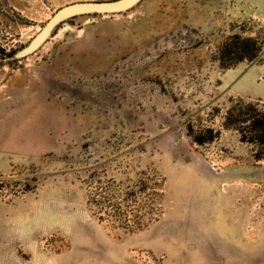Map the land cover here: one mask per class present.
<instances>
[{
    "label": "rangeland",
    "instance_id": "374dc122",
    "mask_svg": "<svg viewBox=\"0 0 264 264\" xmlns=\"http://www.w3.org/2000/svg\"><path fill=\"white\" fill-rule=\"evenodd\" d=\"M71 4L0 0L24 264H264V0H142L18 59Z\"/></svg>",
    "mask_w": 264,
    "mask_h": 264
},
{
    "label": "crops",
    "instance_id": "0c3cea01",
    "mask_svg": "<svg viewBox=\"0 0 264 264\" xmlns=\"http://www.w3.org/2000/svg\"><path fill=\"white\" fill-rule=\"evenodd\" d=\"M51 2H88L112 0H46ZM4 106V93L0 98V174H4V166L8 165L10 151L20 150L19 144L10 142L7 138L9 130V115ZM40 233L38 221L31 218L4 216V201L0 200V264H24L25 250L31 257L37 255L33 237ZM32 237V239H31ZM31 239V240H30Z\"/></svg>",
    "mask_w": 264,
    "mask_h": 264
},
{
    "label": "water",
    "instance_id": "95a60500",
    "mask_svg": "<svg viewBox=\"0 0 264 264\" xmlns=\"http://www.w3.org/2000/svg\"><path fill=\"white\" fill-rule=\"evenodd\" d=\"M142 0H113L100 2H83L68 5L60 9L45 25L42 31L34 38L28 47L17 54L18 59H23L36 52L52 35L54 30L63 22L83 15H107L126 12Z\"/></svg>",
    "mask_w": 264,
    "mask_h": 264
},
{
    "label": "trees",
    "instance_id": "16d2710c",
    "mask_svg": "<svg viewBox=\"0 0 264 264\" xmlns=\"http://www.w3.org/2000/svg\"><path fill=\"white\" fill-rule=\"evenodd\" d=\"M246 42H247V43H250V44H253L254 46H256L255 41L252 40V39H248ZM225 49H226V51H227V47L224 48V51H225ZM239 50H240V49H237V53H236V54H240ZM224 53H225V52H224ZM247 59H249V57L240 56V57L237 59V62H241V61H244V60H247ZM250 60H252V57L250 58Z\"/></svg>",
    "mask_w": 264,
    "mask_h": 264
}]
</instances>
